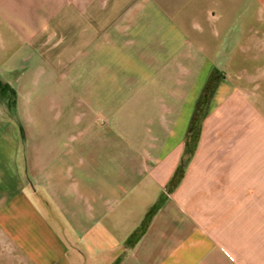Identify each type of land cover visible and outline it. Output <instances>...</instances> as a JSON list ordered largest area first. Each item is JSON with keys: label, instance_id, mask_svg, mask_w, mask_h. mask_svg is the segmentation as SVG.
Returning a JSON list of instances; mask_svg holds the SVG:
<instances>
[{"label": "crops", "instance_id": "crops-1", "mask_svg": "<svg viewBox=\"0 0 264 264\" xmlns=\"http://www.w3.org/2000/svg\"><path fill=\"white\" fill-rule=\"evenodd\" d=\"M0 260L264 264V0H0Z\"/></svg>", "mask_w": 264, "mask_h": 264}, {"label": "trees", "instance_id": "trees-1", "mask_svg": "<svg viewBox=\"0 0 264 264\" xmlns=\"http://www.w3.org/2000/svg\"><path fill=\"white\" fill-rule=\"evenodd\" d=\"M193 136H194V133L193 131H189L188 132V138H187V141H186V144H185V151L183 153V156L179 162V165L173 175V177L171 178L168 186H167V189L169 192H171L178 184L179 180L182 178L183 176V172H184V169H185V166L187 165L190 157L192 156L193 154V147H194V142H192L193 140Z\"/></svg>", "mask_w": 264, "mask_h": 264}, {"label": "rangeland", "instance_id": "rangeland-1", "mask_svg": "<svg viewBox=\"0 0 264 264\" xmlns=\"http://www.w3.org/2000/svg\"><path fill=\"white\" fill-rule=\"evenodd\" d=\"M0 263L2 264V260H0Z\"/></svg>", "mask_w": 264, "mask_h": 264}]
</instances>
